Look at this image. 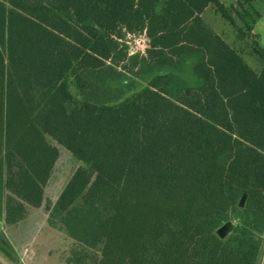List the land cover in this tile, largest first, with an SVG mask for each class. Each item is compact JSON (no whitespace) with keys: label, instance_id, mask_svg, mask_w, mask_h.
Returning a JSON list of instances; mask_svg holds the SVG:
<instances>
[{"label":"trees","instance_id":"16d2710c","mask_svg":"<svg viewBox=\"0 0 264 264\" xmlns=\"http://www.w3.org/2000/svg\"><path fill=\"white\" fill-rule=\"evenodd\" d=\"M253 1L0 0L4 260L21 264L5 227L43 203L58 144L79 162L46 205L68 263L264 264V48L256 71L202 17L243 39Z\"/></svg>","mask_w":264,"mask_h":264},{"label":"rangeland","instance_id":"374dc122","mask_svg":"<svg viewBox=\"0 0 264 264\" xmlns=\"http://www.w3.org/2000/svg\"><path fill=\"white\" fill-rule=\"evenodd\" d=\"M226 6L234 4V0H221ZM248 9L255 15L258 14L251 30L252 35L247 34L243 39H238L232 26L219 14L208 6L202 13L205 22L218 34L222 36L232 47H234L245 62L254 70L260 69V62L252 52V47L258 43L264 48V0H254ZM242 25L239 19H236ZM54 143V141H53ZM56 144V143H54ZM59 156L55 162L51 176L44 189V200L37 208H28L26 218L20 224L5 227V232L14 242L16 248L27 246L29 251L25 255L26 264H70L67 257L71 250L77 248L75 242L66 234L46 223V205L53 203L61 188L76 168L79 162L61 145L56 144ZM219 237H225L228 229L216 231ZM4 264H10L0 255Z\"/></svg>","mask_w":264,"mask_h":264},{"label":"built area","instance_id":"2783aa9c","mask_svg":"<svg viewBox=\"0 0 264 264\" xmlns=\"http://www.w3.org/2000/svg\"><path fill=\"white\" fill-rule=\"evenodd\" d=\"M125 44L127 45V51L129 55L139 54L145 55L146 50L149 46L148 38L146 37L145 31L143 30L141 33L133 34V33H126V37L124 39ZM29 251L27 246L23 247L20 251V263H25V255ZM264 256V250H263Z\"/></svg>","mask_w":264,"mask_h":264},{"label":"water","instance_id":"95a60500","mask_svg":"<svg viewBox=\"0 0 264 264\" xmlns=\"http://www.w3.org/2000/svg\"><path fill=\"white\" fill-rule=\"evenodd\" d=\"M245 199H246V193H243L242 194V196L240 197V199H239V202H238V206L239 207H242L243 205H244V202H245ZM232 227H233V225H232V223L230 222V221H227V222H225L223 225H221L218 229H217V231L219 230H221V229H228V231L230 232L231 230H232Z\"/></svg>","mask_w":264,"mask_h":264},{"label":"crops","instance_id":"0c3cea01","mask_svg":"<svg viewBox=\"0 0 264 264\" xmlns=\"http://www.w3.org/2000/svg\"><path fill=\"white\" fill-rule=\"evenodd\" d=\"M18 224H20V223H18ZM18 224H17V225H18ZM13 226H16V225H13ZM13 226H9V227L11 228V227H13Z\"/></svg>","mask_w":264,"mask_h":264}]
</instances>
